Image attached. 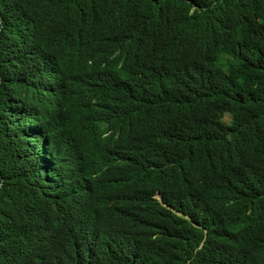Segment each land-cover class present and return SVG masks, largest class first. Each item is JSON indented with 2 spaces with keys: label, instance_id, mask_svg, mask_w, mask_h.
Wrapping results in <instances>:
<instances>
[{
  "label": "trees",
  "instance_id": "trees-1",
  "mask_svg": "<svg viewBox=\"0 0 264 264\" xmlns=\"http://www.w3.org/2000/svg\"><path fill=\"white\" fill-rule=\"evenodd\" d=\"M0 264H264V0H0Z\"/></svg>",
  "mask_w": 264,
  "mask_h": 264
},
{
  "label": "clouds",
  "instance_id": "clouds-1",
  "mask_svg": "<svg viewBox=\"0 0 264 264\" xmlns=\"http://www.w3.org/2000/svg\"><path fill=\"white\" fill-rule=\"evenodd\" d=\"M159 200H161L162 198H161V195H157L156 196Z\"/></svg>",
  "mask_w": 264,
  "mask_h": 264
}]
</instances>
